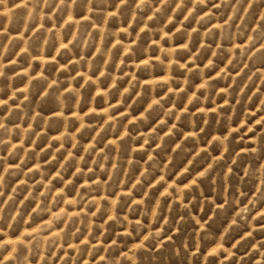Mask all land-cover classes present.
I'll return each instance as SVG.
<instances>
[{
    "label": "clouds",
    "instance_id": "clouds-1",
    "mask_svg": "<svg viewBox=\"0 0 264 264\" xmlns=\"http://www.w3.org/2000/svg\"><path fill=\"white\" fill-rule=\"evenodd\" d=\"M0 264H264V0H0Z\"/></svg>",
    "mask_w": 264,
    "mask_h": 264
}]
</instances>
